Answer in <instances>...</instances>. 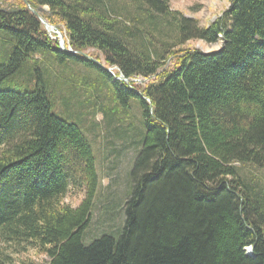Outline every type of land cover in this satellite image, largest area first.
<instances>
[{
	"label": "trees",
	"instance_id": "trees-1",
	"mask_svg": "<svg viewBox=\"0 0 264 264\" xmlns=\"http://www.w3.org/2000/svg\"><path fill=\"white\" fill-rule=\"evenodd\" d=\"M136 1L140 16L124 21L106 0H0V40L12 44L0 63V231L34 243L47 264H264V186L241 173L244 165L264 173V0H230L208 27L170 0ZM46 6L42 16L71 51L32 11ZM191 39L222 46L175 49ZM90 48L126 77L153 78L128 83ZM46 60L96 66L116 103L140 105L143 137L117 237L83 240L96 157L83 128L53 111L47 81L59 76ZM15 74H31L34 88L1 89ZM73 183L84 198L60 206Z\"/></svg>",
	"mask_w": 264,
	"mask_h": 264
},
{
	"label": "rangeland",
	"instance_id": "rangeland-1",
	"mask_svg": "<svg viewBox=\"0 0 264 264\" xmlns=\"http://www.w3.org/2000/svg\"><path fill=\"white\" fill-rule=\"evenodd\" d=\"M106 2L118 11L124 21L135 19V14H139L135 10L136 0H106ZM170 4L172 10L179 12L180 15L194 18L199 25L208 27L229 7L230 0H170ZM43 8L48 9L47 6ZM129 23L133 26L132 21ZM161 39L157 37L155 48L152 47L153 52L159 50L158 44ZM221 46L220 40L208 43L200 39H191L176 46L175 49H199L208 52L218 50ZM11 49V42L6 39L0 40V63L8 59ZM86 53L90 57L98 58L102 66H107L104 54L99 50L90 48ZM49 54L51 55V52ZM47 60L45 66L50 68L52 74L59 76L53 77L55 78L52 80L53 83L47 81L53 99V111L66 121L74 122L83 128L92 143L96 157L99 187L95 193L90 221L84 231L83 240L88 244L103 234L117 237L124 226V204L132 188L130 174L139 150V141L143 137L140 105L135 98L131 100L128 109L116 103L113 99V91H110L108 86L102 87V82L106 79L102 77L96 66L91 65L87 68L82 64L74 63L57 66ZM165 61L164 67L169 68L174 58ZM62 76L68 78L69 85L63 86L58 82ZM43 78L45 85L44 74ZM35 83L36 79H32L31 74H15L2 82L1 89L28 90L33 89ZM94 86L96 89L93 88ZM102 107L107 108L106 112L114 111V113L111 115L101 113ZM241 173L248 181L258 182L259 185L264 186L262 170L252 165H244ZM84 196V187L79 183H73L68 192L56 201L60 206L77 207ZM5 233L0 231V264L48 263L49 256L42 253L34 243L11 240Z\"/></svg>",
	"mask_w": 264,
	"mask_h": 264
},
{
	"label": "built area",
	"instance_id": "built-area-1",
	"mask_svg": "<svg viewBox=\"0 0 264 264\" xmlns=\"http://www.w3.org/2000/svg\"><path fill=\"white\" fill-rule=\"evenodd\" d=\"M108 68L117 72V74L121 76V78L124 79L126 82L139 86L140 85L145 86L153 78V77H143L141 75L126 77L117 65H109Z\"/></svg>",
	"mask_w": 264,
	"mask_h": 264
},
{
	"label": "water",
	"instance_id": "water-1",
	"mask_svg": "<svg viewBox=\"0 0 264 264\" xmlns=\"http://www.w3.org/2000/svg\"><path fill=\"white\" fill-rule=\"evenodd\" d=\"M33 13H35L36 15L39 16L40 20L42 21V23L45 25L46 29L49 31V32H55L58 34V37L63 41L62 42V46H63V49H67V47L64 45V37H63V32L61 30L58 29L57 26L55 25H52L50 24L43 16H42V13L44 11H46V9L44 10L43 7H40V8H37V9H32Z\"/></svg>",
	"mask_w": 264,
	"mask_h": 264
},
{
	"label": "bare ground",
	"instance_id": "bare-ground-1",
	"mask_svg": "<svg viewBox=\"0 0 264 264\" xmlns=\"http://www.w3.org/2000/svg\"><path fill=\"white\" fill-rule=\"evenodd\" d=\"M248 250H251V248L247 249V251H248Z\"/></svg>",
	"mask_w": 264,
	"mask_h": 264
}]
</instances>
